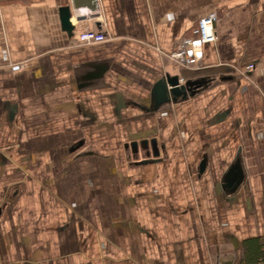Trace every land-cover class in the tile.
I'll return each instance as SVG.
<instances>
[{"label":"crops","instance_id":"1","mask_svg":"<svg viewBox=\"0 0 264 264\" xmlns=\"http://www.w3.org/2000/svg\"><path fill=\"white\" fill-rule=\"evenodd\" d=\"M73 1L0 0V264H264V0Z\"/></svg>","mask_w":264,"mask_h":264},{"label":"built area","instance_id":"2","mask_svg":"<svg viewBox=\"0 0 264 264\" xmlns=\"http://www.w3.org/2000/svg\"><path fill=\"white\" fill-rule=\"evenodd\" d=\"M216 21L217 14L215 12L208 13L198 19L192 36L182 37L175 43L174 49L167 55L175 68L201 69L200 59L203 44L214 42L217 38ZM107 38L103 31L89 28L79 31L74 36L78 44L100 43ZM254 69L255 66L253 64H248L242 69L241 75L246 77ZM179 83H183L182 78L179 79Z\"/></svg>","mask_w":264,"mask_h":264},{"label":"water","instance_id":"3","mask_svg":"<svg viewBox=\"0 0 264 264\" xmlns=\"http://www.w3.org/2000/svg\"><path fill=\"white\" fill-rule=\"evenodd\" d=\"M82 4L79 0H74L72 3V8L68 7L63 10L62 13V23L66 26L67 29H72V25L70 23V17L74 10H78L81 8ZM83 19L78 18V20ZM191 82H184L183 84L179 83L178 76H167L165 79L164 87L161 89L162 95H165L167 98H170L174 101H179L180 99L186 98L191 91ZM191 85V86H190ZM169 87V88H168Z\"/></svg>","mask_w":264,"mask_h":264},{"label":"trees","instance_id":"4","mask_svg":"<svg viewBox=\"0 0 264 264\" xmlns=\"http://www.w3.org/2000/svg\"><path fill=\"white\" fill-rule=\"evenodd\" d=\"M258 252V253H257ZM257 254H261L263 257H264V251L260 250V247L258 248L257 247V251H256Z\"/></svg>","mask_w":264,"mask_h":264}]
</instances>
